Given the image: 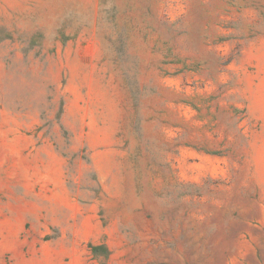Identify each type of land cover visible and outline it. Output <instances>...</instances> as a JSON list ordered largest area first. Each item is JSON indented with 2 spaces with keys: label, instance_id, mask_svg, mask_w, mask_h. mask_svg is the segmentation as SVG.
<instances>
[{
  "label": "rangeland",
  "instance_id": "1",
  "mask_svg": "<svg viewBox=\"0 0 264 264\" xmlns=\"http://www.w3.org/2000/svg\"><path fill=\"white\" fill-rule=\"evenodd\" d=\"M0 264H264V0H0Z\"/></svg>",
  "mask_w": 264,
  "mask_h": 264
}]
</instances>
